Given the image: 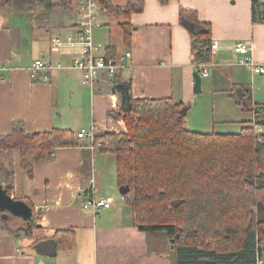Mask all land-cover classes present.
<instances>
[{"label": "crops", "instance_id": "crops-1", "mask_svg": "<svg viewBox=\"0 0 264 264\" xmlns=\"http://www.w3.org/2000/svg\"><path fill=\"white\" fill-rule=\"evenodd\" d=\"M109 1L120 7L129 2ZM134 1H141L143 10L133 11L128 18L100 6L101 24L93 30L94 42L114 55L122 54L127 48L119 24L128 22L133 28L128 49L131 60L118 75L101 72L92 87L83 84L81 72L71 67L80 54L78 45L50 50L53 37H76L74 8H54L32 18L15 16L9 10L3 14L6 8L0 9V136L8 135L17 122L26 133L60 129L76 135L91 124L98 133L125 132L123 120L111 115L119 110L117 79L124 77L131 81L133 98H171L189 104L185 127L190 130L237 133L228 129L229 123H241V129L252 122L254 113L241 111L229 96L234 84L250 88L255 111L264 117V73L252 74L238 63L241 56L232 52L236 42H248V55L264 65V23L252 21L251 0ZM181 8L196 12L200 22L208 23L210 42L218 43L199 93L193 92L195 63L190 35L179 22ZM35 59L62 68L55 67L49 80L41 81L44 72L30 69ZM204 93L211 96L213 117L206 115L208 109L200 108ZM205 127L209 130L200 131ZM10 159L11 196L29 202L42 215L29 234L13 237L0 231V264H175L164 234L147 233L134 225L131 207L118 192L115 158L110 152L91 149L88 140L78 139L77 145L57 148L51 158L35 163L31 176L20 168L18 151ZM9 162L0 152L3 186L2 170ZM91 196L110 198L112 205L95 213L84 210L82 205ZM11 217L8 224L24 222ZM68 228L75 230V247L56 250L51 237L55 230Z\"/></svg>", "mask_w": 264, "mask_h": 264}, {"label": "trees", "instance_id": "trees-1", "mask_svg": "<svg viewBox=\"0 0 264 264\" xmlns=\"http://www.w3.org/2000/svg\"><path fill=\"white\" fill-rule=\"evenodd\" d=\"M96 1L125 18L143 10L141 1L129 0L124 7ZM1 8L32 18L42 11L74 7L72 0H0ZM251 14L253 22L264 23V0H251ZM179 22L190 35L194 63H209L210 25L182 8ZM119 26L129 49L133 28L128 22ZM105 53L114 55L108 48ZM117 81L119 110L111 115L123 120L126 131L97 133L95 141L102 142L96 149L114 156L117 185L128 186L122 198L131 207L134 225L164 234L175 264H256L257 259L264 264V131L256 130L264 127V117L255 111L250 88L234 84L228 90L241 111L254 113L248 126L237 133H203L185 127L189 104L171 98L136 99L129 77ZM77 141L71 130L26 133L19 122L13 124L8 135L0 136V152L10 161L2 170L7 193L13 188V151L19 153L20 168L31 176L35 163ZM26 203L32 208L30 220L10 227L12 215L0 212V231L18 237L37 227L42 210ZM51 241L56 250L73 249L74 228L55 230Z\"/></svg>", "mask_w": 264, "mask_h": 264}, {"label": "built area", "instance_id": "built-area-1", "mask_svg": "<svg viewBox=\"0 0 264 264\" xmlns=\"http://www.w3.org/2000/svg\"><path fill=\"white\" fill-rule=\"evenodd\" d=\"M73 7L77 14V35L72 37L65 35L63 37H53L50 41V50L58 51L63 45H78L80 54L77 58L71 61V67L78 69L81 72L82 83L92 87L101 72H106L109 76H115L120 70L127 67L131 60V51L126 50L122 54L107 56L103 45L94 42L93 30L100 26L99 11L100 5L96 0H72ZM218 43L216 40L210 42V57L217 54ZM250 44L248 42H236L232 47V52L240 57L238 63L246 67L252 74H263L264 65L256 62L248 55ZM194 64L195 70L198 71L201 78L208 76L209 65L211 63ZM56 68H62L60 65ZM49 62L41 59H35L31 62L30 69L33 73L43 71L44 74L40 77L41 81H48L49 74L55 68ZM257 132L264 131V127H256ZM98 133V128L91 124L86 128H81L76 137L78 139L88 140L91 149L99 148L102 145L101 141H95V136ZM112 200L100 196L89 197L82 205L84 210L90 212H98L103 208H110ZM256 264H263L261 259L256 260Z\"/></svg>", "mask_w": 264, "mask_h": 264}, {"label": "water", "instance_id": "water-1", "mask_svg": "<svg viewBox=\"0 0 264 264\" xmlns=\"http://www.w3.org/2000/svg\"><path fill=\"white\" fill-rule=\"evenodd\" d=\"M193 76V92L199 93L201 90V76L197 70L192 73ZM128 191V186H120L118 192L123 196ZM0 212H6L12 216L21 218L24 221L30 220L32 216V208L29 204L21 199H15L7 193V189L0 184Z\"/></svg>", "mask_w": 264, "mask_h": 264}, {"label": "rangeland", "instance_id": "rangeland-1", "mask_svg": "<svg viewBox=\"0 0 264 264\" xmlns=\"http://www.w3.org/2000/svg\"><path fill=\"white\" fill-rule=\"evenodd\" d=\"M2 12V11H1ZM4 13L3 14H7V13H9V11H8V9H6V10H4L3 11ZM3 14H0V20H2L3 19ZM2 16V17H1ZM15 16H18V17H23V18H29V16L26 14V13H16L15 14ZM5 17V16H4ZM11 17V16H10ZM22 19V18H21ZM20 19V20H21ZM204 96H205V93H204ZM212 99H211V96L209 95V94H207L204 98H203V104H202V102H201V105H200V108H205V109H208V112L206 113V115H209L208 117H213V113L211 114V112H212V107H213V105H212ZM204 105H207V106H204ZM204 117H205V113H204ZM212 119V118H211ZM230 125H228V126H230L228 129H230V130H232V131H239V129H240V126H241V123H238V122H236V121H234V122H232V123H229ZM218 129L219 127L218 126H215V129ZM205 130H209V127H205V128H201V130L200 131H205ZM229 130V131H230ZM9 218L11 219L12 217L9 215L8 216V220H9ZM10 227H18V226H22L23 225V223L22 222H20V221H18L17 223H15V224H13V223H11V222H9V224H8ZM154 235H161V233H155ZM168 245H170V243H169V241H168Z\"/></svg>", "mask_w": 264, "mask_h": 264}]
</instances>
